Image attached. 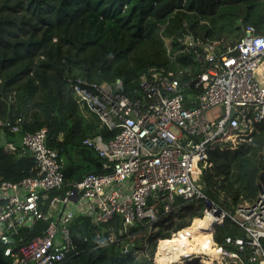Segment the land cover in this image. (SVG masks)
<instances>
[{
    "label": "built area",
    "instance_id": "2783aa9c",
    "mask_svg": "<svg viewBox=\"0 0 264 264\" xmlns=\"http://www.w3.org/2000/svg\"><path fill=\"white\" fill-rule=\"evenodd\" d=\"M183 44L200 64L184 81L172 71L149 69L139 76L134 89L139 95L134 98L120 77L113 82H72L74 97L97 116L100 126L116 129L107 140L96 134L82 141L102 158L106 171H88L66 183L46 128L23 133L21 154L33 158L35 173L0 180V240L5 243L3 254L15 257L8 264H58L76 253L70 223L77 216L87 217L94 227L119 217L123 236L108 226L104 243L127 239L125 249L134 234L129 226H150L184 203L203 200V214L208 207L216 217L215 227L228 216L243 234L224 238L230 248L213 239L215 253L188 251L168 264L194 258L205 264L203 256L211 264H264V142L257 194L234 212L209 199L202 178L211 165V151L250 143L264 120V34L248 24L240 39L220 54L189 35ZM5 119L11 131L21 130L20 116ZM0 139L5 141L2 129ZM4 147L15 149L12 142H4ZM40 219L44 226L37 233L27 239L13 237L19 227H31ZM153 261L159 264L156 252Z\"/></svg>",
    "mask_w": 264,
    "mask_h": 264
},
{
    "label": "trees",
    "instance_id": "16d2710c",
    "mask_svg": "<svg viewBox=\"0 0 264 264\" xmlns=\"http://www.w3.org/2000/svg\"><path fill=\"white\" fill-rule=\"evenodd\" d=\"M248 24L264 34V0H0V129L5 133V141L0 139V180L35 173L33 158L21 154L20 138L41 127L46 128L47 143L58 150L66 183L88 171H106L102 158L82 141L96 134L107 140L116 129L102 126L96 133L99 119L76 100L72 82L77 78L113 82L120 77L134 98L139 95L134 90L139 76L149 69L172 71L182 81L200 69L192 50L183 44L185 35L210 44L220 54L240 39ZM18 116L20 131L4 125L6 117ZM257 129L250 143L210 153L211 165L202 175L204 190L223 210L234 212L257 194L264 120ZM4 142H12L15 149L6 150ZM205 207L204 200L195 210L189 203L182 204L188 218L171 221L156 237L170 239L201 217ZM43 226L40 219L31 227H19L13 237L27 239ZM70 226L78 251L58 264H156L154 237L148 239L147 253H137V242L125 249L121 243H104L108 226L116 232L122 228L119 217L94 227L87 217L77 216ZM140 229L148 231L149 225L129 231ZM242 234L225 216L215 227L213 239L230 248L224 238ZM4 245L0 240V264L15 261L3 254ZM171 264L202 263L194 258Z\"/></svg>",
    "mask_w": 264,
    "mask_h": 264
},
{
    "label": "bare ground",
    "instance_id": "6f19581e",
    "mask_svg": "<svg viewBox=\"0 0 264 264\" xmlns=\"http://www.w3.org/2000/svg\"><path fill=\"white\" fill-rule=\"evenodd\" d=\"M210 215L195 217L188 226H185L174 233L170 239H159L156 252V260L159 264H168L171 261L179 259L182 253L188 251L215 253L217 249H212V227L213 220ZM189 238L195 242L191 248ZM188 247V251L185 249ZM205 264H211V260L203 256Z\"/></svg>",
    "mask_w": 264,
    "mask_h": 264
},
{
    "label": "rangeland",
    "instance_id": "374dc122",
    "mask_svg": "<svg viewBox=\"0 0 264 264\" xmlns=\"http://www.w3.org/2000/svg\"><path fill=\"white\" fill-rule=\"evenodd\" d=\"M166 42H167V45L170 46L169 40H167ZM173 129H175V127H173ZM189 204L191 205V207H192L191 209L192 210L197 209L198 206H199V202H189ZM180 209L177 208L169 216H167V217H165V218L157 221L154 224H151L149 226L148 231H147V229H143V230L140 229V231L135 232L134 234H132V235L129 236L130 242H137L136 247L139 249L137 251V253H140V252L147 253L150 250L151 244L148 243V239L151 238V237H154L155 240H156V249H155V252H157V248H158L157 244H158V238L159 237H156V233L158 231H164L165 230V225L168 224V223H170L171 221H177V220H179L182 217H184L186 219L188 218V216H189L188 210L186 211L185 209L182 208L181 211H180ZM212 240H213V238H212ZM189 242H190V245L189 246L192 248L194 246L195 242L192 241L190 238H189ZM141 246H143V249L141 248ZM215 246L212 247V249H216ZM185 249L188 251V247H186ZM153 255H152V257H153Z\"/></svg>",
    "mask_w": 264,
    "mask_h": 264
},
{
    "label": "water",
    "instance_id": "95a60500",
    "mask_svg": "<svg viewBox=\"0 0 264 264\" xmlns=\"http://www.w3.org/2000/svg\"><path fill=\"white\" fill-rule=\"evenodd\" d=\"M185 103H187V100H185ZM90 118L91 119H93V116L92 115H90ZM96 125H97V122L95 121L94 122ZM100 131H101V126H99V125H97V127H96V133H100ZM207 210L204 212V214H203V217L205 218V216L206 215H210L211 217H210V220H213L212 222H213V227H212V235H213V231H214V228H215V222H216V217L208 210L209 208L207 207L206 208ZM135 228V226L134 225H131V226H129V229H131V230H133ZM119 234L120 235H122V230H120L119 231ZM127 244V246H128V240L127 239H123L122 241H121V245H122V248H124V244Z\"/></svg>",
    "mask_w": 264,
    "mask_h": 264
},
{
    "label": "clouds",
    "instance_id": "9594fccd",
    "mask_svg": "<svg viewBox=\"0 0 264 264\" xmlns=\"http://www.w3.org/2000/svg\"><path fill=\"white\" fill-rule=\"evenodd\" d=\"M203 215V214H202ZM135 233V232H134ZM6 256V255H5ZM152 259H153V257H152ZM154 262V261H153ZM155 263V262H154ZM157 264V263H156Z\"/></svg>",
    "mask_w": 264,
    "mask_h": 264
},
{
    "label": "crops",
    "instance_id": "0c3cea01",
    "mask_svg": "<svg viewBox=\"0 0 264 264\" xmlns=\"http://www.w3.org/2000/svg\"><path fill=\"white\" fill-rule=\"evenodd\" d=\"M158 242H159V240H158Z\"/></svg>",
    "mask_w": 264,
    "mask_h": 264
}]
</instances>
